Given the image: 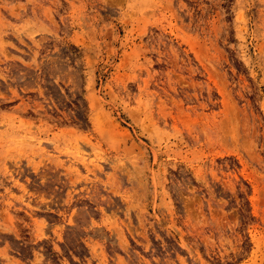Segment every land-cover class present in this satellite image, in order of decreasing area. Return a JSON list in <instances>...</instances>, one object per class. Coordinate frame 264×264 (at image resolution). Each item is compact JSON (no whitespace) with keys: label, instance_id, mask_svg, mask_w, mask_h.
I'll return each instance as SVG.
<instances>
[{"label":"rangeland","instance_id":"374dc122","mask_svg":"<svg viewBox=\"0 0 264 264\" xmlns=\"http://www.w3.org/2000/svg\"><path fill=\"white\" fill-rule=\"evenodd\" d=\"M0 264H264V0H0Z\"/></svg>","mask_w":264,"mask_h":264}]
</instances>
